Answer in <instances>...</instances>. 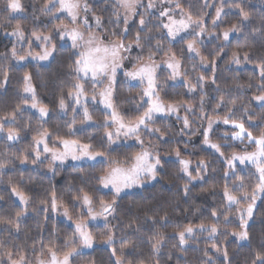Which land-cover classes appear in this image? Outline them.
<instances>
[{
	"label": "trees",
	"instance_id": "1",
	"mask_svg": "<svg viewBox=\"0 0 264 264\" xmlns=\"http://www.w3.org/2000/svg\"><path fill=\"white\" fill-rule=\"evenodd\" d=\"M18 1L23 15L14 17L9 0H0V123L18 138L10 143L0 136V264L21 256L69 254L75 230L62 214L70 222L83 218L84 198L94 207H113L105 225L89 226L97 242L110 244H97L77 254L74 264H264V194L245 229V242L239 240L236 211L226 201V195L237 200L252 195L259 184L257 176L247 167L231 170L198 135V115L205 109L206 118L233 119L251 136L264 138V105L254 100L264 97V0L229 3L232 11L224 13L221 28L231 36L224 39L223 30L218 29L216 39L200 45V58L206 66L195 71L207 80L206 90L194 102L189 131L172 117H157L151 123L156 133L153 144L162 153L203 164L201 175L191 173L199 180L191 182L179 162L162 158L151 184L119 196L103 191L102 179L113 162L134 161L139 148L111 145L106 136L108 114L103 108L88 107L87 114L76 109L72 95L79 80V54L72 47L55 43L54 56L46 65L16 61V46L8 32L18 28L28 36L52 27L51 0ZM177 2L192 19L205 18L203 0ZM92 11L102 20L109 38L126 44L141 42L144 52L161 55L169 51L181 63L183 75L194 82L191 69L200 61L186 51L189 39L170 43L156 16L142 29L137 19L125 24L112 1L94 2ZM214 17L209 14L206 25ZM26 77L38 103L48 111L45 120L24 108ZM184 90L182 84L158 86L161 100L168 104H192L181 93ZM113 93L115 109L123 119L134 121L144 114L147 105L140 85L120 77ZM45 134L51 141L83 143L104 159L49 169L34 155L35 141ZM216 140L224 158L240 149ZM18 196L25 200V207ZM189 231L192 235H186Z\"/></svg>",
	"mask_w": 264,
	"mask_h": 264
},
{
	"label": "rangeland",
	"instance_id": "2",
	"mask_svg": "<svg viewBox=\"0 0 264 264\" xmlns=\"http://www.w3.org/2000/svg\"><path fill=\"white\" fill-rule=\"evenodd\" d=\"M98 1L101 0H51L48 8L52 10L50 14L52 27L49 31L42 30L38 34L28 36L18 28L8 32L7 37L16 46L14 49L16 61L19 64L32 62L46 65L54 56L57 42L72 47L79 54L77 63L79 80L72 95L76 109L87 114L88 107L103 108L108 114L109 127L106 136L111 145L133 144L140 150L134 161L129 164L115 161L109 165L102 179L103 191L119 196L151 184L155 179V172L160 168L162 158L176 160L191 182L198 181L199 178H194L195 174L191 173L194 171L199 175L203 164L194 165L176 154L162 153L160 147L153 144L155 138H152V135L156 133L151 123L157 117H172L182 124V129L189 131V116L194 113V102L199 94L205 92L207 82L205 77L195 71L206 66L201 61L199 47L211 39H216L219 36L218 29L223 30L221 36L224 39L231 36L232 33L222 29L221 25L225 22L224 13L232 11L229 3L234 0H203L207 10L205 18L201 21L192 19L177 0H109L118 5L125 24L129 25L137 19L140 28L145 29L150 17L156 16L170 43L189 39L186 42V51L190 57L200 61L198 67L194 66L191 69L195 76L194 82L183 75L181 63L169 51L161 55L144 52L141 42L126 44L121 40L109 38L104 32L102 20L92 11V4ZM8 8L14 17L23 15L18 0H9ZM209 14L215 17L206 25ZM120 77L128 83L142 87L143 100L147 108L137 120H125L115 109L113 91ZM25 81L23 95L28 101L24 108L45 120L48 111L38 103L30 78L26 77ZM165 83L182 84L185 90L181 93L187 95L192 104L184 101L175 105L162 101L158 86ZM254 100L257 104L264 105V97L258 96ZM202 110L198 115L200 119L198 135H202L203 145L224 159L231 170L250 168L259 181L257 189L250 196L237 200L226 195L228 205L236 211L234 219L236 218L241 226L239 240L245 242V229L251 221L256 203L264 194V138L251 136L233 119L206 118V110ZM0 136H4L10 143H16L18 140L17 136L6 131L1 123ZM216 138L223 140L227 145H238L240 149L224 158ZM34 147L37 160L45 163L49 169L71 164H93L104 159L83 143L51 141L48 134L36 140ZM17 199L25 207V200L20 196ZM83 210L85 216L77 222H70L67 215L62 214V218L75 230L72 249L65 257L46 253L41 257L21 256L1 264H74L77 254L90 251L97 244L109 246L110 241L97 242L90 234L89 226L105 225L113 215V207L109 204L94 207L87 198H84ZM192 233L189 231L186 235ZM181 239L182 243L185 242L184 237ZM117 264L121 263L118 261Z\"/></svg>",
	"mask_w": 264,
	"mask_h": 264
}]
</instances>
